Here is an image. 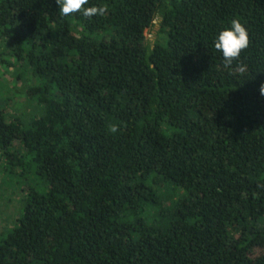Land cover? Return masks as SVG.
Returning a JSON list of instances; mask_svg holds the SVG:
<instances>
[{
  "label": "trees",
  "instance_id": "1",
  "mask_svg": "<svg viewBox=\"0 0 264 264\" xmlns=\"http://www.w3.org/2000/svg\"><path fill=\"white\" fill-rule=\"evenodd\" d=\"M93 5L0 0V66L40 106L0 108V197L19 207L0 264H264V0ZM233 18L250 43L226 67Z\"/></svg>",
  "mask_w": 264,
  "mask_h": 264
},
{
  "label": "rangeland",
  "instance_id": "2",
  "mask_svg": "<svg viewBox=\"0 0 264 264\" xmlns=\"http://www.w3.org/2000/svg\"><path fill=\"white\" fill-rule=\"evenodd\" d=\"M161 18L156 16L145 29L144 35L149 45L156 41L164 42L165 35L161 32ZM17 68L14 66H0V108L8 117L17 116L27 123L30 118L39 112L40 106L25 92L26 85L32 81L27 74L17 77ZM18 195L15 194L14 197ZM15 197V202L17 201ZM19 207L16 203H9L0 197V233L10 227L16 218Z\"/></svg>",
  "mask_w": 264,
  "mask_h": 264
},
{
  "label": "clouds",
  "instance_id": "3",
  "mask_svg": "<svg viewBox=\"0 0 264 264\" xmlns=\"http://www.w3.org/2000/svg\"><path fill=\"white\" fill-rule=\"evenodd\" d=\"M56 4L59 6L61 16L65 17L73 16L76 13H81L85 18L103 17L108 12L106 5L85 7L89 4V0H56ZM249 43L248 30L237 18H233L230 27L221 30L213 41L214 48L222 53L223 63L226 67H230L234 61L240 60L242 52L248 48ZM259 90L261 95H264V83L260 85ZM117 131V125L109 126V132Z\"/></svg>",
  "mask_w": 264,
  "mask_h": 264
}]
</instances>
